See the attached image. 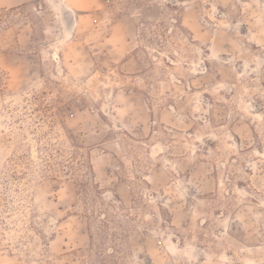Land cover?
<instances>
[{"label": "rangeland", "instance_id": "374dc122", "mask_svg": "<svg viewBox=\"0 0 264 264\" xmlns=\"http://www.w3.org/2000/svg\"><path fill=\"white\" fill-rule=\"evenodd\" d=\"M65 1L0 0V264H264V0Z\"/></svg>", "mask_w": 264, "mask_h": 264}, {"label": "bare ground", "instance_id": "6f19581e", "mask_svg": "<svg viewBox=\"0 0 264 264\" xmlns=\"http://www.w3.org/2000/svg\"><path fill=\"white\" fill-rule=\"evenodd\" d=\"M60 3H61L59 5L60 6V11L64 10V11H67V12H69L71 14V17L74 20L73 24H72V27H71V28H73L74 26H76V17H75V13H74L72 7L70 5H68L65 0H60Z\"/></svg>", "mask_w": 264, "mask_h": 264}, {"label": "crops", "instance_id": "0c3cea01", "mask_svg": "<svg viewBox=\"0 0 264 264\" xmlns=\"http://www.w3.org/2000/svg\"><path fill=\"white\" fill-rule=\"evenodd\" d=\"M73 11H74V8L72 7ZM75 12V11H74ZM77 23V22H76Z\"/></svg>", "mask_w": 264, "mask_h": 264}]
</instances>
